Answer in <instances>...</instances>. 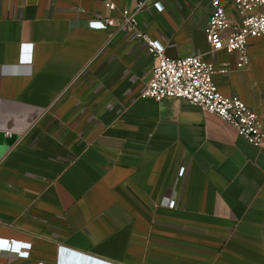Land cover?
I'll list each match as a JSON object with an SVG mask.
<instances>
[{
    "label": "crops",
    "instance_id": "obj_1",
    "mask_svg": "<svg viewBox=\"0 0 264 264\" xmlns=\"http://www.w3.org/2000/svg\"><path fill=\"white\" fill-rule=\"evenodd\" d=\"M112 1L0 0V249L30 244L0 264H264V147L186 100L142 96L154 60L121 26L139 0ZM210 12L145 0L136 18L168 56L225 69L219 91L264 118V35L244 67L211 50Z\"/></svg>",
    "mask_w": 264,
    "mask_h": 264
},
{
    "label": "built area",
    "instance_id": "obj_2",
    "mask_svg": "<svg viewBox=\"0 0 264 264\" xmlns=\"http://www.w3.org/2000/svg\"><path fill=\"white\" fill-rule=\"evenodd\" d=\"M110 10H115L112 0H102ZM239 19L233 18L226 10L222 0H211V12L204 33L211 50L226 49L236 55L237 61L244 67L249 65L247 52L251 37L264 35V0H233ZM145 6V0H139L134 9L121 10L122 28L140 43H143L153 57L151 78L145 86L142 96L155 101L166 98L181 99L199 106L209 114H214L235 128L237 134L255 147H264V118L247 106L238 96L222 94L213 81L215 72H226L210 64L200 55L172 58L166 54L165 46L152 39L139 27L136 18ZM163 9L160 2L156 3ZM115 25L113 18L92 19L89 26L94 29H107ZM26 53L25 62L31 61V44H23ZM12 136V132H6ZM176 204L174 199L167 201L169 207ZM2 251L28 256L29 243L4 240Z\"/></svg>",
    "mask_w": 264,
    "mask_h": 264
}]
</instances>
